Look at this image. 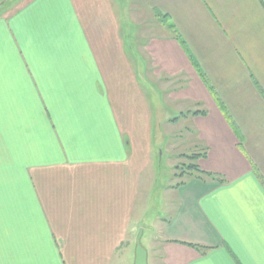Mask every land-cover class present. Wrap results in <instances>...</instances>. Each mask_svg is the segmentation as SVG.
<instances>
[{"label": "crops", "instance_id": "crops-1", "mask_svg": "<svg viewBox=\"0 0 264 264\" xmlns=\"http://www.w3.org/2000/svg\"><path fill=\"white\" fill-rule=\"evenodd\" d=\"M82 4L0 0V264H264V0ZM154 133L223 182L145 224Z\"/></svg>", "mask_w": 264, "mask_h": 264}, {"label": "rangeland", "instance_id": "rangeland-1", "mask_svg": "<svg viewBox=\"0 0 264 264\" xmlns=\"http://www.w3.org/2000/svg\"><path fill=\"white\" fill-rule=\"evenodd\" d=\"M85 5V10H92L95 5L91 4L92 2L96 3L97 10L108 9V0H78ZM82 4V5H83ZM89 5V6H88ZM11 13V11H10ZM92 15V14H91ZM159 134L154 133L152 135L151 141L143 143L139 149H136L135 146L132 150V165H133V199L136 196L140 195V192L143 190L144 194L147 190L148 198L143 199V211H147V220L145 224L149 222L154 223L157 216L162 215V209L164 208L167 200V192L164 190L168 189L171 185L177 183L179 179L176 178V173L178 169L177 166L183 168V164H190L189 160L177 162V159H174L176 153H172V150L169 148L172 139L166 140V138H159ZM142 148V149H141ZM144 148V149H143ZM199 149H202L198 147ZM191 151L189 155H192L193 152L201 153L202 150ZM149 171V172H147ZM182 170H180L181 172ZM149 177V181L142 180L139 177L146 178ZM150 176L154 178L153 182H150ZM147 183H146V182ZM147 186V187H146ZM140 201V198L138 199ZM138 208L134 209L133 218L139 214ZM134 220V224H135ZM142 228V227H141ZM146 237L142 243L145 245ZM136 246V243L134 247ZM146 246V245H145Z\"/></svg>", "mask_w": 264, "mask_h": 264}, {"label": "trees", "instance_id": "trees-1", "mask_svg": "<svg viewBox=\"0 0 264 264\" xmlns=\"http://www.w3.org/2000/svg\"><path fill=\"white\" fill-rule=\"evenodd\" d=\"M206 114L205 112H194L193 114ZM187 115V114H185ZM201 155L199 154H195L193 156H187V157H183L185 158V160H189L190 161V164L187 165V164H183V168L177 166L176 169H178L177 173H176V178L179 179V181L176 183L175 187H181L183 186L184 184L187 183V180L189 178H191L192 176L194 177H197L199 179H203L205 180L206 177L208 178H212V179H215V180H218L220 181L221 183L223 182L222 180L219 179L218 176L212 174V173H207V172H204L199 164L197 163V159L200 157ZM180 170H182L180 172Z\"/></svg>", "mask_w": 264, "mask_h": 264}, {"label": "water", "instance_id": "water-1", "mask_svg": "<svg viewBox=\"0 0 264 264\" xmlns=\"http://www.w3.org/2000/svg\"><path fill=\"white\" fill-rule=\"evenodd\" d=\"M136 255L137 256H136L135 264H148L146 250L141 246L140 241H138Z\"/></svg>", "mask_w": 264, "mask_h": 264}]
</instances>
